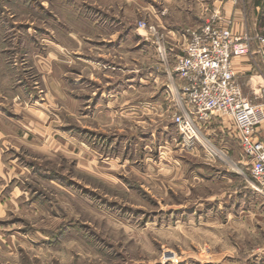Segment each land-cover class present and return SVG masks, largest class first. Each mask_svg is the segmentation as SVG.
Instances as JSON below:
<instances>
[{
	"label": "rangeland",
	"instance_id": "rangeland-1",
	"mask_svg": "<svg viewBox=\"0 0 264 264\" xmlns=\"http://www.w3.org/2000/svg\"><path fill=\"white\" fill-rule=\"evenodd\" d=\"M238 4L264 37V0ZM213 6L0 0V264H264V195L228 133L202 137L230 163L179 133L174 103L139 104L170 98L140 78L184 45L166 36L163 61L139 22L185 35Z\"/></svg>",
	"mask_w": 264,
	"mask_h": 264
},
{
	"label": "built area",
	"instance_id": "built-area-1",
	"mask_svg": "<svg viewBox=\"0 0 264 264\" xmlns=\"http://www.w3.org/2000/svg\"><path fill=\"white\" fill-rule=\"evenodd\" d=\"M227 1L237 5L241 0ZM156 25L141 21L138 32H144L142 37L152 41L166 61L172 52L165 41L169 32ZM183 34L181 53L174 56L173 72L180 82L172 92L174 124L181 135L199 139L198 134L203 136L216 118L226 120L250 170L251 188L264 195V142L259 136L264 125V90L260 103L247 98L233 69L236 59L251 54L264 58V37L234 33L231 21L217 10L201 26Z\"/></svg>",
	"mask_w": 264,
	"mask_h": 264
},
{
	"label": "crops",
	"instance_id": "crops-1",
	"mask_svg": "<svg viewBox=\"0 0 264 264\" xmlns=\"http://www.w3.org/2000/svg\"><path fill=\"white\" fill-rule=\"evenodd\" d=\"M216 10L221 13L225 21H231L232 30L234 33H241L245 31V28H246L245 9L241 5L239 4L233 5L231 3H227V2L225 3L222 0H214V6H213L212 11L214 12ZM159 18H160L159 16L158 18L154 17L155 20H159ZM201 25L202 24H199V25L196 24L195 28ZM173 27L175 29L168 27L169 29L168 32H169V35L172 36V39L175 41L177 37L181 36L180 31H182L183 28L175 27V26ZM179 41H181V38H179ZM170 56H172V53L170 54ZM256 56L257 54H251L247 57L234 60L233 69L236 73L237 81L241 85L245 96L253 100L255 103H260L259 98L261 96V93L264 90V67L259 66V64L256 61L257 60ZM169 65L172 66V68L170 67L169 71H168V68H166L165 66H164V70L161 69L159 64H157V67L155 68L152 66V68H154L153 73H151L150 76L145 75L144 77L140 78V80L141 82H145L144 80H148V82L153 83L154 85L161 84L162 85L161 88H163V91H164L161 94V96H165L166 93H169L168 88L171 89V93H169V95H170V98L172 97L171 98L172 101L170 100L169 97L161 98L159 95H157L156 97L148 98V100H145V104L143 101L139 103L141 106L143 105L152 106L153 108L159 110L161 108L163 109L162 106H163L164 100H166L165 101L166 105L174 103L172 92L174 90V87L178 88L180 82L175 77V74L173 72L174 60L170 61ZM161 80H164V81H161ZM127 85H128V82L123 81V82H120L117 87L119 88L123 87L124 89H126ZM120 91L122 90L120 89ZM259 92H260V95H257ZM110 93H111V90L100 93L101 98L111 97ZM209 129L211 130L210 131L208 130V133L215 129H219L221 130V132H227L229 134L228 144L231 146L233 150L238 151V154H239V156H235V157L236 158L242 157L240 146L238 142L232 138V129H231L230 124L226 120L222 121L216 118L214 122H212V124L210 125ZM214 132H217V131H214ZM259 136H260V139L263 140L264 142V125L261 126L259 129ZM232 142H233V145H232ZM251 190H252V193L255 195V191L253 189Z\"/></svg>",
	"mask_w": 264,
	"mask_h": 264
},
{
	"label": "bare ground",
	"instance_id": "bare-ground-1",
	"mask_svg": "<svg viewBox=\"0 0 264 264\" xmlns=\"http://www.w3.org/2000/svg\"><path fill=\"white\" fill-rule=\"evenodd\" d=\"M198 136L200 137V139L202 140V142L204 143V145L206 146V147H208L214 154H218V155H220V156H223V155H221V153L220 152H218L213 146H211V144L209 143V142H207L206 140H204V138L200 135V134H198ZM224 157V160L227 162V163H230L229 162V160L225 157V156H223Z\"/></svg>",
	"mask_w": 264,
	"mask_h": 264
}]
</instances>
